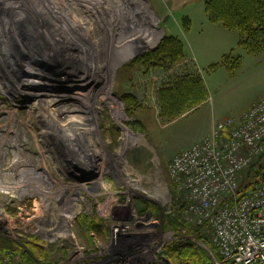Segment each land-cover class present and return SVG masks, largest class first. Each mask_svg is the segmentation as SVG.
Returning a JSON list of instances; mask_svg holds the SVG:
<instances>
[{
  "label": "rangeland",
  "instance_id": "374dc122",
  "mask_svg": "<svg viewBox=\"0 0 264 264\" xmlns=\"http://www.w3.org/2000/svg\"><path fill=\"white\" fill-rule=\"evenodd\" d=\"M60 1L0 0V177L10 175L17 189L25 190L0 193V239L25 246L34 236L52 264H97L109 256L115 240L114 215L123 219L121 226L129 232L126 238L135 241L127 243L123 252L134 250L161 264H172L163 256L164 248L177 240L164 225L172 203L170 163L179 152L202 142L210 127L227 118L238 119L259 98L264 91V51L249 56L238 46V32L210 23L206 0H109L112 12L99 7L97 0L98 5L87 0ZM18 2L25 14L14 13ZM186 17L191 21L188 31L183 25ZM224 30L238 37L237 45L227 52L221 38ZM169 36L183 42L185 62L166 71L137 62ZM10 41L22 42L28 49L26 59L19 58L21 66L17 61L27 85H20V77L11 72L2 54ZM231 52L242 58L234 76L225 68L210 71ZM187 72L200 75L210 98L200 108L165 123L156 91L169 76ZM75 88L86 96L72 94ZM34 92L47 98L36 101ZM124 94L137 96L132 116ZM47 99L65 103L70 116L52 113L43 106L42 100ZM80 114L86 116L83 124L69 123ZM69 132H75L72 138ZM15 151L27 164L6 171ZM81 161L92 163L94 169ZM143 202L156 205L159 217L140 214ZM77 207L80 211L69 217L68 211ZM81 214L102 220L106 236L93 234L90 243L76 225ZM142 236L154 244L143 249L145 243L136 242Z\"/></svg>",
  "mask_w": 264,
  "mask_h": 264
},
{
  "label": "trees",
  "instance_id": "16d2710c",
  "mask_svg": "<svg viewBox=\"0 0 264 264\" xmlns=\"http://www.w3.org/2000/svg\"><path fill=\"white\" fill-rule=\"evenodd\" d=\"M205 13L210 23L221 25L228 31L238 32V46L249 56H256L264 51V0H206ZM183 25L185 30L190 29L189 18H184ZM186 60L183 42L172 36L165 37L156 48L137 58V62L140 61L144 66L154 64L165 71L172 70L174 66ZM241 60L240 56L231 52L226 54L219 64L212 65L210 71L225 68L230 76H234L241 67ZM155 95L160 117L165 123L173 122L200 108L210 98L200 75L188 72L169 76ZM122 98L128 114H136L137 96L124 94ZM238 183L240 199L264 185V155L253 160L247 170L239 174ZM170 186L172 203L170 213L165 216L164 225L165 230L175 233L177 240L164 248L163 256L172 264H214V259L221 262L219 248L212 242V231L204 226L187 223L183 215L186 200L183 195L173 190L172 184ZM148 212L159 217L156 205L143 202L140 214ZM75 221L90 243L94 239L92 234H107L103 221L98 217L81 214ZM181 235L185 238H180ZM37 242L38 239L34 236L25 246L0 239V264L3 258L17 257L20 258L21 264H52L47 251Z\"/></svg>",
  "mask_w": 264,
  "mask_h": 264
},
{
  "label": "built area",
  "instance_id": "2783aa9c",
  "mask_svg": "<svg viewBox=\"0 0 264 264\" xmlns=\"http://www.w3.org/2000/svg\"><path fill=\"white\" fill-rule=\"evenodd\" d=\"M262 155L264 94L241 117L218 122L202 142L172 159L170 176L188 201L187 221L212 231V242L221 256L216 264H264V185L244 198L238 196L239 174ZM111 219L115 240L109 246V256L97 264H132L121 260L114 246L129 233L121 226L123 219L114 215ZM1 264L21 261L19 257L3 258ZM143 264L161 262L150 257Z\"/></svg>",
  "mask_w": 264,
  "mask_h": 264
},
{
  "label": "bare ground",
  "instance_id": "6f19581e",
  "mask_svg": "<svg viewBox=\"0 0 264 264\" xmlns=\"http://www.w3.org/2000/svg\"><path fill=\"white\" fill-rule=\"evenodd\" d=\"M60 0H57V2H59ZM87 1H89L88 3H90V4H93V3H95L96 5H98L97 4V2L95 1V0H87ZM97 1H100V3H99V7H103L105 10H106V12L108 11H110V12H112L111 11V5H109L110 3V1L109 0H97ZM109 1V2H108ZM132 1V0H131ZM63 2V0H61L60 1V3H62ZM85 4H87V3H85ZM122 4V3H121ZM136 4H138V3H136ZM89 5V4H88ZM92 6V5H91ZM136 6V5H135ZM85 7V6H84ZM119 7V6H118ZM24 7L21 5V3H19L18 2V6H16V9L14 10V13L16 14V15H18L19 13H21V14H25V12H23L24 10ZM28 10V9H27ZM26 10V11H27ZM115 10V9H114ZM117 10V9H116ZM123 10V7H120V11H122ZM43 12V11H42ZM134 12V11H133ZM122 13V12H121ZM14 14V15H15ZM26 14H28V13H26ZM111 14V13H110ZM13 15V14H12ZM13 15V16H14ZM16 15L13 17V19L16 17ZM127 16V15H126ZM137 16V15H136ZM25 17H27V15H25ZM29 17V16H28ZM11 18H12V16H11ZM21 18V17H20ZM40 18V17H39ZM15 20V19H14ZM117 20V19H116ZM59 21V20H58ZM4 22H5V20H4ZM30 23V22H29ZM129 25V24H128ZM127 25V26H128ZM8 26H10V27H15V24H12V23H9L8 24ZM5 27V26H4ZM10 27H8V28H10ZM22 27V26H21ZM23 27H24V25H23ZM123 27V26H122ZM129 27V26H128ZM26 28V27H25ZM40 28V27H39ZM19 31V30H18ZM2 35V38L4 39V37L5 36H3V33L1 34ZM30 40V39H29ZM16 41V40H15ZM11 42V41H10ZM29 43V42H28ZM7 44V43H6ZM11 44V46H9V45H4L3 47H2V54H4V56H7V58H6V60H9V64L11 65V72L13 73V70H15L14 71V73L13 74H16V76L18 77H20V79H19V82H20V85L21 86H24V85H27V84H29L28 82L29 81H23V75H25V73H23V71H20L19 70V68H17L18 67V63H19V66H21L22 64L20 63V59L19 58H21V60H25L26 59V50H28V49H26V48H24L23 47V45H22V42L20 43H17V45H16V43H10ZM36 44V43H35ZM27 46V45H26ZM44 47V46H43ZM33 48H35L34 46H33ZM123 48V47H122ZM54 51V50H53ZM123 51V50H122ZM25 52V53H24ZM127 52V51H126ZM27 58H28V56H27ZM31 60V59H30ZM17 61H19L18 63H17ZM13 64V65H12ZM21 64V65H20ZM14 66V67H13ZM37 68V67H36ZM41 71V70H40ZM36 73V72H35ZM30 75V74H29ZM17 77H16V79H17ZM18 77V78H19ZM22 77V78H21ZM30 79H32V78H30ZM38 83V82H37ZM39 83H42V82H40L39 81ZM32 84H34V83H32ZM83 84H85V80H82V84H81V87H85ZM40 87H44V83H42V86H40ZM80 87V88H81ZM31 88V87H30ZM48 88V87H47ZM18 89V88H17ZM21 89V88H20ZM71 89V88H70ZM20 91V90H19ZM22 91V90H21ZM56 91V90H55ZM54 91V92H55ZM47 92H49L48 90H47ZM70 92H72V94H74V95H77V96H86V95H84V94H82V90L80 89H76L75 88V90H71ZM35 94L33 95V98L32 99H34V100H36L37 101V97L39 98L40 96L41 97H43V96H45L46 98H47V94H40V93H37L36 94V92H34ZM79 94V95H78ZM88 95V94H87ZM40 97V98H41ZM60 100V99H59ZM40 101V102H39ZM38 101V105H37V107L40 105V103H41V100H39ZM61 101V100H60ZM42 102H43V106L44 107H46L47 109H50V111L52 112V113H54L55 111H58L59 113H61L62 115H64V118H65V116H66V118L67 117H69L70 115H69V113H67L66 112V107H65V103L63 104V103H57L56 101L54 102V101H49L48 99L47 100H42ZM75 103V102H74ZM73 103V104H74ZM36 104V103H35ZM75 106H77L78 108H79V106H78V104H74ZM36 106V105H35ZM79 115V114H78ZM118 116H119V113H115V116H114V118L115 119H117L118 118ZM71 117H72V115H71ZM86 116L84 115V114H80V116L78 117L77 115H74V117L73 118H70V120H69V123L70 124H72L73 126H78V125H80V124H83L84 123V121L86 120V118H85ZM16 120V119H15ZM21 121V120H20ZM1 128V127H0ZM72 128V127H71ZM12 129V128H11ZM83 131V130H82ZM75 133V132H74ZM74 133L73 132H69L67 135L69 136V137H71L72 138V136H74ZM76 136V135H75ZM66 140V139H65ZM73 142V141H72ZM13 143H14V145L15 146H17V147H20V145L18 144V142H14L13 141ZM69 143V142H68ZM9 144V143H8ZM13 145V146H14ZM70 145V144H69ZM37 147H38V145H37ZM76 148V147H75ZM16 153H14V155H15V157H14V159H13V161H11V162H8V168H5V170L6 171H13V170H16L17 168H22L23 166H25L24 164H27L26 163V160H24L23 159V157H20L21 155H19V153H17L18 151H15ZM87 153H89V151H87ZM2 155V154H1ZM83 155V154H82ZM80 156H81V154H80ZM84 158V157H83ZM83 160V159H82ZM44 163H43V166L44 167H47V162H46V160H44L43 161ZM81 165L83 164V166H85V167H90V168H92V169H94V166H93V164L92 163H90L89 162V164L87 163V161L86 162H82L81 161V163H80ZM91 164V165H90ZM24 168V167H23ZM171 175V174H170ZM0 179H1V181H0V193L1 194H5V195H9V194H14L15 192L17 193V191L18 192H20V193H23L25 190L24 189H21V188H23V187H20L19 189H21L20 191L17 189V186L16 185H14L12 182H11V180H10V175H8V174H1V177H0ZM3 180V181H2ZM13 181V180H12ZM41 182V181H40ZM20 184V183H19ZM21 184H23V183H21ZM27 185V184H26ZM94 186H97V183H94L93 184ZM102 187H104L103 185H102ZM25 188V187H24ZM105 188V187H104ZM154 192V191H153ZM28 193H31V188H30V191L28 192ZM80 211V208L79 207H77L76 209H74V210H71V211H68V213H69V217H71V216H74V215H76L78 212ZM120 229V228H119ZM119 233V232H118ZM127 235L128 234H126V236H125V240H122V242L120 243V241L119 242H116V244L114 245L115 246V249H117V251L119 252V254H120V257H122V259L121 260H127V262H130V263H132V264H143V262H146L147 260H149V258L151 257V255L150 256H148V257H143V256H140V255H137L136 254V252H134V250H132L131 251V253H125V252H123V250H125V248H127L128 246H126L127 245V241L131 244H133V243H135V241H133L132 240V236L131 237H128V238H126L127 237ZM149 238H147V237H143L142 236V239H138L136 242L137 243H142V242H144L145 243V246L146 247H143V249L144 248H148L151 244H154L153 242L151 243V241L150 240H148ZM124 242V243H123ZM122 246V247H121ZM114 249V250H115ZM104 257V256H103ZM114 259L115 258H117V253L115 254L114 253V255L112 256Z\"/></svg>",
  "mask_w": 264,
  "mask_h": 264
},
{
  "label": "crops",
  "instance_id": "0c3cea01",
  "mask_svg": "<svg viewBox=\"0 0 264 264\" xmlns=\"http://www.w3.org/2000/svg\"><path fill=\"white\" fill-rule=\"evenodd\" d=\"M191 17V20H192V22H193V26H194V22H195V19H193V17L192 16H190ZM229 33V34H228ZM231 35H233V34H231V32H227V31H222L221 32V38H222V40H223V45L225 46V52H227L228 50H232V48H234V46H236L237 45V41H238V37H236V36H231ZM263 94H264V91L261 93V95L259 96V98L258 99H256V101H258L262 96H263ZM256 101H254V103L256 102ZM253 104V103H252ZM251 106V105H250ZM249 108V107H248ZM248 110V109H247ZM246 110V111H247ZM211 131H212V128L210 127V129H209V131L206 133V137L208 136V135H210V133H211ZM205 137V138H206ZM204 140V139H203ZM193 145V144H192ZM192 145H190V146H192ZM189 146V147H190Z\"/></svg>",
  "mask_w": 264,
  "mask_h": 264
},
{
  "label": "flooded vegetation",
  "instance_id": "af4514ba",
  "mask_svg": "<svg viewBox=\"0 0 264 264\" xmlns=\"http://www.w3.org/2000/svg\"><path fill=\"white\" fill-rule=\"evenodd\" d=\"M182 152V151H181ZM180 153V152H179ZM177 155V154H176ZM175 155V156H176ZM174 156V157H175ZM172 162V161H171ZM171 164V163H170ZM170 174V173H169ZM170 176V175H169ZM170 179H171V176H170ZM171 182V184L173 185V190H175V192H178L177 190H176V187H175V185H174V183L172 182V180L170 181ZM178 193H180L181 195H183V197H184V199L186 200V207H185V210H184V212H183V215H184V213H186V209H187V206H188V201H187V199H186V197H185V195L183 194V193H181V192H178ZM185 218V217H184ZM186 221H187V219H186ZM187 223H189V224H191V225H195V224H193V223H191V222H189V221H187ZM197 226V225H196Z\"/></svg>",
  "mask_w": 264,
  "mask_h": 264
}]
</instances>
